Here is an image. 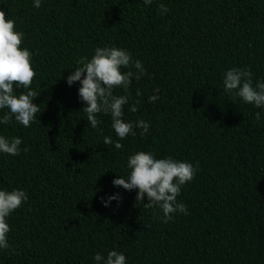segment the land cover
<instances>
[{
    "label": "trees",
    "instance_id": "1",
    "mask_svg": "<svg viewBox=\"0 0 264 264\" xmlns=\"http://www.w3.org/2000/svg\"><path fill=\"white\" fill-rule=\"evenodd\" d=\"M33 3L0 0L32 52L31 90L40 107L31 127L0 124V135L23 141L20 155L0 153V190L28 194L8 218L15 252L0 250V264H96V253L113 250L126 264H264V109L223 88V73L233 67L250 68L254 84L264 81V0ZM105 46L127 49L147 72L128 93L114 90L129 95L126 121L150 123L144 136L137 128L120 140L104 114L91 128L81 85L67 84L80 58ZM106 136L123 148L104 144ZM139 151L197 168L177 197L189 215L164 223L159 208L137 204L138 189L114 187ZM117 193L122 203L104 207L101 198Z\"/></svg>",
    "mask_w": 264,
    "mask_h": 264
},
{
    "label": "clouds",
    "instance_id": "2",
    "mask_svg": "<svg viewBox=\"0 0 264 264\" xmlns=\"http://www.w3.org/2000/svg\"><path fill=\"white\" fill-rule=\"evenodd\" d=\"M153 0H143L145 5H151ZM35 8L41 7V0H34ZM159 9L162 14H167L169 9L161 3ZM24 33L16 30V22L8 19L5 11L0 10V124H9L13 120L25 128L31 127L37 119L40 107L34 103L39 97L31 85L37 73L32 66V52L22 47ZM78 67L70 71L67 84L72 86L79 82L78 96L85 105L82 112L87 115V122L93 129H97L102 123L98 114L111 117V125L116 136L123 140L129 135L135 136L134 129H141L140 135L149 133L150 123L143 119L138 121H126L124 108L129 103V95H117L115 89H123L128 93L133 80L139 81L147 72L140 60H133L132 54L123 48L116 46L97 47L94 55L81 57L77 62ZM17 88L24 91L17 93ZM224 92L238 97L246 104L254 105L258 109H264V81L253 83V73L249 69L230 68L223 73ZM159 93V89H154ZM137 96L141 92L137 90ZM158 95L149 97V102L155 103ZM138 103V102H137ZM129 111H138L133 104ZM257 120L260 113H256ZM86 131V129H85ZM23 141L19 137H5L0 135V153L10 156H18L21 152ZM104 144L112 145L116 150L123 145L113 141L111 136L104 138ZM24 148L23 151H27ZM128 176L114 179L116 188L126 191L138 189L136 202L143 208H159L164 223H169L177 213L189 215L187 205L178 202L177 197L181 189L187 183L194 180L197 168L187 161H179L171 156L157 158L152 152L139 151L128 157ZM147 196L148 203H144ZM119 193L101 198L104 207H110L112 201L122 203ZM28 194L24 190L13 189L11 191L0 190V250L15 249L8 243V233L11 231L8 218L16 210L27 202ZM126 256L118 251H109L107 257L96 253V264H126Z\"/></svg>",
    "mask_w": 264,
    "mask_h": 264
}]
</instances>
